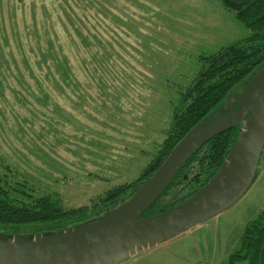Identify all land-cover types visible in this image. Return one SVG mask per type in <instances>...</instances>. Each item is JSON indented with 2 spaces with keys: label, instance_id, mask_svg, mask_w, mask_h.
I'll return each instance as SVG.
<instances>
[{
  "label": "rangeland",
  "instance_id": "1",
  "mask_svg": "<svg viewBox=\"0 0 264 264\" xmlns=\"http://www.w3.org/2000/svg\"><path fill=\"white\" fill-rule=\"evenodd\" d=\"M247 35L218 0H0V173L66 208L133 181L202 57ZM263 171L264 155L231 207L115 264H228L264 210Z\"/></svg>",
  "mask_w": 264,
  "mask_h": 264
},
{
  "label": "trees",
  "instance_id": "2",
  "mask_svg": "<svg viewBox=\"0 0 264 264\" xmlns=\"http://www.w3.org/2000/svg\"><path fill=\"white\" fill-rule=\"evenodd\" d=\"M248 30V35L204 61L191 84L179 93L173 110L172 126L137 178L117 184L90 199L88 206L66 208L56 192L40 194L26 184H18L0 173V234L33 236L35 233L63 232L93 219L106 216L131 198L157 170L177 142L198 122L216 110L226 111V96L243 93L252 74L264 67V0H218ZM234 108L238 106L233 103ZM241 125L208 140L178 167V173L141 217L165 213L176 208L201 189L218 171L235 142ZM262 155V154H261ZM257 177V170L255 178ZM245 261L264 264V210L247 222L239 252L228 264Z\"/></svg>",
  "mask_w": 264,
  "mask_h": 264
},
{
  "label": "water",
  "instance_id": "3",
  "mask_svg": "<svg viewBox=\"0 0 264 264\" xmlns=\"http://www.w3.org/2000/svg\"><path fill=\"white\" fill-rule=\"evenodd\" d=\"M223 110L191 128L115 210L61 233L3 237L0 264H115L141 248L174 240L231 207L252 185L264 147V67L252 74L243 93L226 96ZM239 124L233 147L201 189L168 212L141 217L171 185L183 162L208 140Z\"/></svg>",
  "mask_w": 264,
  "mask_h": 264
},
{
  "label": "crops",
  "instance_id": "4",
  "mask_svg": "<svg viewBox=\"0 0 264 264\" xmlns=\"http://www.w3.org/2000/svg\"><path fill=\"white\" fill-rule=\"evenodd\" d=\"M263 148H264V147H263ZM262 153H263V151H262ZM262 155H264V153H263ZM262 155H261V156H262ZM263 175H264V171H263V174H262V175H259L258 177H262ZM218 215H219V214H218ZM218 215H217V216H218ZM215 217H216V216H215ZM200 226H201V225H200ZM200 226H197V227H195V228H199ZM195 228H194V229H195ZM190 231H191V230H190ZM188 232H189V231H188Z\"/></svg>",
  "mask_w": 264,
  "mask_h": 264
},
{
  "label": "flooded vegetation",
  "instance_id": "5",
  "mask_svg": "<svg viewBox=\"0 0 264 264\" xmlns=\"http://www.w3.org/2000/svg\"><path fill=\"white\" fill-rule=\"evenodd\" d=\"M236 110H238V109H236Z\"/></svg>",
  "mask_w": 264,
  "mask_h": 264
}]
</instances>
